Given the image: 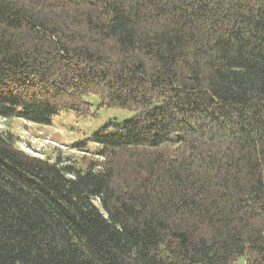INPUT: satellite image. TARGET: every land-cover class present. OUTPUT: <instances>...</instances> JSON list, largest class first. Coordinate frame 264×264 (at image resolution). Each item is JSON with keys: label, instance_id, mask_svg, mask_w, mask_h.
<instances>
[{"label": "trees", "instance_id": "1", "mask_svg": "<svg viewBox=\"0 0 264 264\" xmlns=\"http://www.w3.org/2000/svg\"><path fill=\"white\" fill-rule=\"evenodd\" d=\"M67 108L135 116L74 161L0 130V264H264V0H0V117Z\"/></svg>", "mask_w": 264, "mask_h": 264}, {"label": "rangeland", "instance_id": "2", "mask_svg": "<svg viewBox=\"0 0 264 264\" xmlns=\"http://www.w3.org/2000/svg\"><path fill=\"white\" fill-rule=\"evenodd\" d=\"M86 101L98 108L100 99L90 95ZM135 112L123 108H101L96 116H82L71 109L59 111L50 125H38L21 118L4 119L0 117V130L10 131L19 137V148L41 158L56 160L58 154L63 158L78 160L85 153L72 145L86 142L89 152L97 149L91 136L110 122L123 123L131 120ZM67 148H66V147Z\"/></svg>", "mask_w": 264, "mask_h": 264}, {"label": "built area", "instance_id": "3", "mask_svg": "<svg viewBox=\"0 0 264 264\" xmlns=\"http://www.w3.org/2000/svg\"><path fill=\"white\" fill-rule=\"evenodd\" d=\"M66 147V146H65ZM67 148V147H66Z\"/></svg>", "mask_w": 264, "mask_h": 264}]
</instances>
